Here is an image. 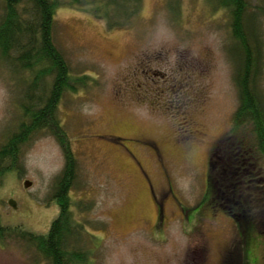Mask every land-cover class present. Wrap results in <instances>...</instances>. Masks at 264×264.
Wrapping results in <instances>:
<instances>
[{"label":"rangeland","instance_id":"obj_1","mask_svg":"<svg viewBox=\"0 0 264 264\" xmlns=\"http://www.w3.org/2000/svg\"><path fill=\"white\" fill-rule=\"evenodd\" d=\"M141 1L139 16L116 29L96 16L94 0L64 4L55 16L54 39L72 73L94 78L86 90L66 92L59 106L78 164L71 195L90 207L77 210L85 224L80 244L91 264H247L241 254L249 250L250 264H264V234L254 233L249 249L242 246L228 209L206 199L211 159L239 100L228 13L209 0ZM248 1L264 9V0ZM260 25L264 36V14ZM143 54L159 58L150 66L157 70L184 60L189 68L210 66L208 77L199 68L190 76L208 90L183 108L195 127H181L183 117L139 101L126 85L117 95L114 86L130 77L128 67ZM20 78L0 60V148L26 120ZM65 166L56 136L33 133L16 166L0 177V225L47 231L58 214L51 200ZM256 173L264 176V160ZM0 264L50 263L13 237L0 241Z\"/></svg>","mask_w":264,"mask_h":264},{"label":"trees","instance_id":"obj_2","mask_svg":"<svg viewBox=\"0 0 264 264\" xmlns=\"http://www.w3.org/2000/svg\"><path fill=\"white\" fill-rule=\"evenodd\" d=\"M208 2L230 18L234 42L229 52L236 65L239 100L229 132L213 153L206 199H215L223 210L228 209L239 227L240 244L249 249L253 234H264V176L256 173L264 160V94L259 87L264 67L260 25L264 9L251 7L248 0ZM85 3L87 0H0V60L21 77V83L23 76L26 82L21 102L26 120L0 148V177L16 166L21 147L39 130L56 136L66 158V166L53 187L51 201L59 210L49 229L38 232L25 230L21 225H0V241L15 237L30 244L50 264H91V252L80 244L85 224L77 219V210L84 213L90 207L83 205L86 202H76L71 195L78 164L71 139L59 120V106L66 92L84 91L94 78L72 73L53 31L62 5ZM141 3L94 0L93 11L105 20L108 29H116L139 16ZM249 251L241 254L247 253L243 259L247 264Z\"/></svg>","mask_w":264,"mask_h":264},{"label":"flooded vegetation","instance_id":"obj_3","mask_svg":"<svg viewBox=\"0 0 264 264\" xmlns=\"http://www.w3.org/2000/svg\"><path fill=\"white\" fill-rule=\"evenodd\" d=\"M154 62L161 61L157 56L151 57L145 54L138 56L136 61H133L128 67V73H131L130 77L122 84L114 86L117 89V95L121 96L119 90L126 85V88H129L127 91L134 93L139 101L147 102L154 108L163 106L165 109H171V112L176 113L180 118L183 117L180 123L183 124L181 127L184 128V124L187 123H189L187 126L195 127L194 120L187 117L183 108L192 105L196 100L199 101L202 98L201 95L204 97L208 95V90L204 84L196 85L197 83L191 80L190 76L199 68V72L201 74L205 72L208 77L210 66L206 67V65L200 64L197 67L194 65L193 68H189L190 61L184 60L177 62L166 71L152 69L150 66ZM181 133L185 134V131Z\"/></svg>","mask_w":264,"mask_h":264},{"label":"water","instance_id":"obj_4","mask_svg":"<svg viewBox=\"0 0 264 264\" xmlns=\"http://www.w3.org/2000/svg\"><path fill=\"white\" fill-rule=\"evenodd\" d=\"M24 185H25V187H29V186H31L32 185V183L30 182V181H26L25 183H24ZM10 204L13 206V207H16V202L15 201H10Z\"/></svg>","mask_w":264,"mask_h":264}]
</instances>
